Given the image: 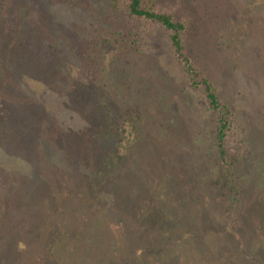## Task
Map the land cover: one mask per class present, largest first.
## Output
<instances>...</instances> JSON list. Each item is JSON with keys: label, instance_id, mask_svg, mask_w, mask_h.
Returning a JSON list of instances; mask_svg holds the SVG:
<instances>
[{"label": "rangeland", "instance_id": "1", "mask_svg": "<svg viewBox=\"0 0 264 264\" xmlns=\"http://www.w3.org/2000/svg\"><path fill=\"white\" fill-rule=\"evenodd\" d=\"M42 2L53 16L58 37L67 32L71 39L81 35L87 40L85 37L91 30L95 35L111 39V34L127 24L108 10L105 0H73L72 4ZM159 2L183 19L187 55L194 58L202 74L233 106L234 127L225 145L231 173L221 160L214 132L210 134L214 116L208 110L204 94L188 86V73L171 48L168 32L157 29L138 39L136 45L142 51L139 56L149 61L142 66L145 69L142 72L131 59L136 47L121 42L107 48L103 59L109 87L97 93L99 104L115 102L114 117L135 114L138 102L132 88L147 81L152 85L148 91L156 100L155 114L148 124L139 128L143 133L138 135L126 156H130L127 167H134L128 184L136 178L142 182L141 187L147 186L139 189L140 192L145 189L144 195L152 198L148 206L143 203L130 210L127 219L132 220V214L161 212L159 217L165 222L164 230L170 223L177 225L178 221V226L168 227L171 237L162 236L158 242L153 244L151 240L148 245L136 239L143 227L138 229L134 223L130 224V230L124 235L129 236L125 246L131 250V264H154L149 250L155 246L163 248L153 255L156 260L161 258L162 263L175 260L176 264L177 261L178 264H207L209 259L211 264H264V0ZM59 46L56 59L64 80L58 86L64 91L71 81L89 85L83 64L63 41H59ZM19 80V88L31 101L41 105L38 112L44 114H36V117L29 114L31 122L25 124L26 118L15 113L0 139L3 145L0 146V229L7 226L5 221L21 217L25 199H28L35 216L53 213L54 221L63 227L75 225L82 238L88 225L96 228L95 221L103 218V212L113 211L115 201L113 191L105 189L108 178L104 179L99 192L94 193L95 198L91 199L85 192L84 179L90 182L96 179L97 170L75 161L78 147L72 145L77 142L73 140L76 136L82 141H95L92 133L86 131L90 126L70 96L61 95L30 76ZM115 87H121L117 97L110 94ZM35 123L36 129L32 126ZM72 141L75 143L71 145ZM97 146L101 149L97 155L100 162L117 149L112 135L100 139ZM48 170H53L54 175L46 176L44 171ZM78 174L81 180L75 178ZM72 179L75 182L71 184ZM148 180L156 183L157 193L151 194V187L146 184ZM18 181H23V189L18 188ZM39 186L45 187L42 192L37 191ZM124 191H128L127 186ZM45 196L50 201H46ZM87 198L91 215L88 222L75 215ZM56 204L59 211L54 212L52 206ZM174 214L176 217L172 218ZM113 216L112 220L119 219L117 212ZM163 229L156 227L153 237L161 236ZM108 233L105 228L101 237L96 238L98 244ZM101 246L107 247H104L107 251L104 257H98V263L110 264L112 248L108 243ZM35 250L11 258L10 264H39ZM5 255L6 251L0 248V263L9 259ZM60 257L62 264L92 262L86 257H67L66 253H61ZM162 263L157 261L156 264Z\"/></svg>", "mask_w": 264, "mask_h": 264}, {"label": "trees", "instance_id": "2", "mask_svg": "<svg viewBox=\"0 0 264 264\" xmlns=\"http://www.w3.org/2000/svg\"><path fill=\"white\" fill-rule=\"evenodd\" d=\"M34 1L40 5L37 6L30 0H0V139H2L3 132L7 131V124L11 122V119H14L15 113L22 114L26 118L25 124L31 122L29 114L33 115V117H36V114H44L43 111L38 112L41 109V105L31 101L30 96L19 88L20 77L30 76L36 78L49 88L56 89L61 95L70 96L74 99L81 115L90 126L89 130L86 131H90L94 138L93 140H95L82 141L81 137L76 136L73 140L77 142H70L71 145L75 143L72 145L74 148L78 147V151L74 155L75 161L82 163L86 168L97 170L96 179L94 178L91 182L87 178L84 179L86 182L85 192L91 199L95 198L94 193L99 192L102 188L101 185L103 184L104 186V179L108 178L105 189L108 188L113 191L115 201L113 211L111 209L110 212L107 210L103 212V218L100 221H95L96 228L88 225V228H86L87 233L82 238H79V233L75 230L76 227L74 228L75 225L70 224L69 227H63L60 223L54 221L53 213L35 216L33 206L28 199H25L24 210L20 213L21 217H12L11 220L5 221L7 226L0 229V248L6 251L5 257L9 256V259L3 263L10 264L11 258L20 257L22 253L36 249L35 254L39 264H62L61 253H66L67 257L71 256L76 259L79 256L82 258L86 257V259H92L90 264H99L98 257H104L103 255L107 251L105 249L107 247L104 246V248L101 244L108 243L110 249L112 248L109 257L110 264H131V250L125 246L129 236L124 235L127 234L128 229L130 230V224L134 223L138 229L143 227L139 230V232L143 231L142 237H139L138 232L136 239L147 245L150 244L151 240H154L152 241L153 244L158 242L162 236L166 239H168L166 236L171 237L168 227H172V225L175 227L176 224L170 223L164 230L165 222L159 217L161 212H154V215H148L149 212L144 215L138 213V216L132 214L133 219H127V214L130 210L133 211V208L136 206L140 207L143 203L148 206L152 198L149 195H144L146 193L145 189L140 192L139 189L143 186L147 188V186L143 184L141 187L142 182H139L136 178L135 181L128 184L130 178L128 176L133 174L134 167H127L128 163H130L128 161L130 156L127 158L126 156L128 150H130L129 148L136 142L138 135L143 133V131L140 132L139 128L145 126L146 123L148 124L150 118L155 114L156 111H154L153 105L156 100L153 94L148 91L152 85L147 81L148 76L144 75L145 79L147 78V82L144 85L141 84L138 88H132L136 91V100L138 102L135 114L129 113L125 116L114 117L112 113L115 102H111L110 105L99 104L100 97H97V93L109 87L105 77L106 69L103 59L107 48L110 49L114 45L117 46L116 44L121 45V42L136 47L135 53L137 55L133 53L131 59L138 64L137 69L142 72L145 71L142 66L149 63V61L139 56L142 51L136 45L138 39H141L146 33L155 32L157 29H164L168 32L171 48L177 59L183 64L186 73H188V86L204 94L208 110L214 116L209 126L211 127L210 134L214 132V139L220 152L221 160L230 173L231 165L227 159L225 145L226 139L234 127V122L232 121L233 106L220 96L215 85L202 74L194 58L192 59L187 55L184 44L186 25L183 19L177 17L174 11L161 6L159 0H105L108 10L110 9L116 17L123 18L127 24L111 34V39L100 34L95 35L90 30L89 35L85 37L87 40L82 39L81 35L71 39L67 32L58 37L55 34L53 16L44 8L42 0V3L39 0ZM49 1L52 4L73 3V0ZM81 8L90 9L89 6ZM59 41H63L70 53L83 64V72L89 81V85L71 81L69 82L68 90L64 91L58 86V83L64 80L60 72V63L56 59L58 48H60ZM120 89L121 87H115L110 94L113 97H117ZM97 99L98 101H96ZM32 126L36 129V123ZM58 134L62 136L61 133ZM111 135L115 138L117 149L109 153L105 161L100 162L97 159V155L101 150L97 146L99 140ZM0 146L3 145L0 143ZM122 150H125L126 153ZM42 159L40 163L45 160ZM44 172H47L46 176L54 175L53 170ZM164 173H167V171H164ZM57 175L59 176L60 174ZM65 175L67 176V174ZM71 176L74 175H69L70 178H72ZM76 176L77 180H81L80 174ZM148 181L146 184L151 187V194L157 193L155 189L156 183ZM74 182L75 180L72 179L70 183ZM125 182L127 185H125ZM14 186L16 187V185ZM17 186L22 189L25 187L23 181H18ZM124 186H127L128 191H124ZM44 188L39 186L37 191L42 192ZM132 188L136 191H132ZM47 195L50 196L51 194ZM45 199L50 201L47 196H45ZM85 200V202H81L75 215L88 222L91 215L87 201L90 199L87 198ZM41 202L45 205L44 200ZM28 207L29 209L27 210ZM52 207L54 212L59 211L57 204ZM87 207L88 209L85 210ZM60 208L65 212L66 209L63 205ZM114 212L119 214V219L116 221L112 220ZM171 212L175 213V209ZM232 214L235 213L233 212ZM204 216L205 214H203L202 218ZM175 217V214L172 215V218ZM124 218L127 221L123 222ZM104 220L106 224H104ZM140 222L141 225H139ZM176 223V226H178V221ZM156 227L164 231L161 230V236L157 234L153 237ZM105 228L108 229L109 233L108 235L104 234L103 241L98 244L99 242L96 241V238L101 237ZM228 228L230 229V227ZM144 235L146 236L144 237ZM161 250L156 246L151 251L149 250L150 259L155 262L154 264L157 261L162 263L161 258L156 260L153 256L160 253ZM206 263L211 264L212 262L208 259ZM162 264H176V261H165Z\"/></svg>", "mask_w": 264, "mask_h": 264}]
</instances>
